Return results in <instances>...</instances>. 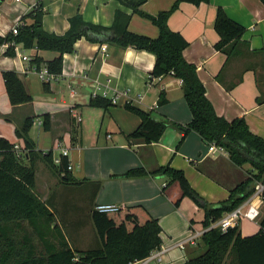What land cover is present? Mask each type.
Segmentation results:
<instances>
[{
    "label": "crops",
    "instance_id": "1",
    "mask_svg": "<svg viewBox=\"0 0 264 264\" xmlns=\"http://www.w3.org/2000/svg\"><path fill=\"white\" fill-rule=\"evenodd\" d=\"M174 2L146 0L141 9L153 16L168 10ZM36 3L37 0H0V36L10 33L14 25L31 24L29 14ZM41 3L43 29L57 35L67 31L69 19L77 13L86 22L109 27L115 11L130 12L118 0H41ZM218 7L245 28L229 55L214 47L219 40L214 28ZM168 25L188 41L183 56L195 64L215 112L228 121L243 117L250 131L264 138V4L260 0H209L198 5L181 2L170 14ZM128 29L151 38L158 35L152 21L136 13L131 15ZM6 49L7 46L0 45V136L15 144L19 150L16 151L21 153L23 140L15 135V129L27 117H33L29 137L35 149L54 151L57 148L59 154L60 149H66L71 174L77 182L82 181L79 185H70L72 190L62 188L51 197V193L47 197L46 192L42 193L41 199L50 197L65 213L70 211L66 210L70 203L67 196L78 192V197L84 198L83 203H89V214L92 206L98 204L141 205L157 218L162 229V245L146 259L133 264H180L193 257L190 255L200 249V236L195 238V244L186 243L183 249L175 243L205 231L203 209L188 197L175 206L180 188L177 182L166 187L169 178L165 175L120 176L131 168L152 171L169 163L182 170L190 185L211 204L227 199L230 190L247 177L249 164L236 166L226 152L212 155L209 145L198 133L189 132L180 143L183 134L170 123L185 125L191 120L180 79L171 74L150 77L155 56L146 50L81 38L72 53L63 55L62 73L48 83L49 91H46L45 82L38 78L30 60L39 56L45 62L58 52L31 48L25 54L20 53L24 48L18 44L15 55L9 56L5 54ZM22 55L29 56L30 60H23ZM6 70L19 75L26 91L32 95L31 102L10 104L2 78ZM123 92L127 95L122 96ZM161 92L165 102L157 105ZM94 93L101 96L105 93L110 101L115 95L120 96L116 104L97 108L89 105ZM126 102L151 111L156 120L169 122L158 141L148 144L126 138L140 124V118L124 108ZM45 114L50 117L49 130L43 128ZM53 156L59 155L53 152ZM37 163L43 164L41 160ZM93 181L101 183L95 197ZM71 201L77 204L83 200ZM263 218L264 202L259 205L255 228L243 232L238 221L241 234L257 232L258 220ZM66 221L73 226L71 233L77 238L88 231V224L80 216Z\"/></svg>",
    "mask_w": 264,
    "mask_h": 264
},
{
    "label": "trees",
    "instance_id": "2",
    "mask_svg": "<svg viewBox=\"0 0 264 264\" xmlns=\"http://www.w3.org/2000/svg\"><path fill=\"white\" fill-rule=\"evenodd\" d=\"M129 13L115 11L109 27L86 22L77 13L69 19V27L64 34L48 33L42 26L43 6L41 0L30 12L31 24L18 27L16 33L0 36V44L8 43L6 55H15V45L24 49L36 48L58 52L48 61L34 56L30 63L39 69L45 65L54 75L62 73L63 55L75 50V43L81 38L100 44L107 43L120 48L134 47L146 50L155 56V63L150 77L157 78L171 74L180 79L184 99L191 112V120L185 125L173 124L182 136L194 131L207 144L222 147L236 166L250 165L247 177L230 190L227 199L217 203H208L189 183L184 172L169 163L152 171L143 167L131 168L122 173L123 177H139L148 174L165 175L169 178L166 187L177 182L180 196L175 201L179 206L182 198H190L204 211L202 226L205 231L200 235V242L205 250L190 257L180 264H264V218L258 220L259 230L243 236L238 225L223 230L210 227L242 204L253 192L258 181H264V138L252 133L243 117L230 121L219 116L206 96L204 84L199 79L196 66L183 56L188 41L177 31L170 29L168 18L181 2L200 4L209 0H175L168 10L159 11L150 16L141 9L146 0H118ZM264 4V0H260ZM149 18L158 28L155 38L134 33L128 29L132 14ZM214 28L219 40L214 47L227 55L239 42L245 28L227 16L218 7ZM2 78L8 100L11 105L32 101L15 71L2 72ZM44 89L49 91L48 83ZM165 102L161 92L157 105ZM89 105L108 108L113 103L101 95L92 96ZM124 108L140 118V124L126 135L129 141L142 140L144 143L158 141L168 125L166 120H156L151 111L124 103ZM43 117L44 130L50 129V117ZM33 117H27L15 135L23 140V150L18 153L15 144L0 136V264H133L146 259L162 245L161 226L157 218L151 216L141 205L118 206L113 211H98L92 206L91 217L99 246L90 249H76L64 232V220L57 218L53 202L49 197L42 200L35 191L36 162L41 160L59 180L68 185H79L82 181L72 176L67 155L59 154L60 162H54L53 151H38L29 137ZM93 197L96 196L100 181H93ZM165 189V187H163ZM62 224V225H61Z\"/></svg>",
    "mask_w": 264,
    "mask_h": 264
},
{
    "label": "rangeland",
    "instance_id": "3",
    "mask_svg": "<svg viewBox=\"0 0 264 264\" xmlns=\"http://www.w3.org/2000/svg\"><path fill=\"white\" fill-rule=\"evenodd\" d=\"M28 52H29L28 49L20 50V53L26 54ZM53 152L55 155H57V154L59 155V153H58L59 150L57 148L54 149ZM70 187H71L70 185L62 183V181L59 180V178L56 175L52 174V172L48 169V167H46L44 165V163L43 164L37 163V165H36L35 191L41 198H42V193L44 194L46 192V197H47V195H49V193H51V195H50V197H51V196H54V194L57 193L62 188L72 190ZM78 196H80L79 192H78V194L75 193V195L70 194L69 196H67L68 200H70V203L68 204L67 209H66V210L69 209L70 211H68L67 213H65L66 211H64V212L61 211L60 205H54L53 204V208H54L56 214L58 215L57 218L62 217V219L64 220V223H62L64 226L63 230H64V232L66 231L65 233H66L69 241L71 242V244L76 249L83 250V249L95 248V247L99 246L100 242H99V238H98L97 233H96V229H95L94 224H93L91 213L89 214L87 212V211H89L88 209H89L90 205H89V203H83L84 198H80ZM77 198L79 199V201L81 199L83 201H80L77 204H76V202L72 203L71 200L76 201ZM79 216H80V220L82 222L84 221L85 223L88 224V226L86 225L88 231L84 232V234L82 236H79L77 238V237H75L74 233L73 234L71 233V232H74V230L72 228L73 226L70 225L66 220H69L71 217L74 219V218L79 217ZM256 223H257V221L251 222V221H249L243 217H241L239 220V225H240V228L243 230V232L250 231L251 229L255 228ZM200 249H199V251H197L195 253V255L192 254L190 256H196L198 254H201L205 250V247L203 246V244L201 242H200Z\"/></svg>",
    "mask_w": 264,
    "mask_h": 264
},
{
    "label": "built area",
    "instance_id": "4",
    "mask_svg": "<svg viewBox=\"0 0 264 264\" xmlns=\"http://www.w3.org/2000/svg\"><path fill=\"white\" fill-rule=\"evenodd\" d=\"M16 2H19L21 0H15ZM18 25H14V27L12 28L11 32L12 33H16L17 29H18ZM0 45H5L8 46V43H3ZM102 50L105 51V46H102ZM15 52H16V45H15ZM20 55V54H19ZM23 60H30L29 56L26 55H22L21 56ZM34 70L36 75L38 76V78L41 81H44L46 83L51 82L52 80L55 79L56 75L51 74L48 72L47 68L45 65H41V67L39 69H36L35 66ZM97 94L94 93L93 96H96ZM122 96H126V92L121 93ZM104 97H106V94H103ZM120 94L115 95L114 97L111 98V102L113 104H116L118 101ZM78 120H80V118L78 117ZM58 148H60V145H57ZM15 149L17 150L18 147L15 146ZM19 151V150H17ZM61 154L62 155H67V151L66 149H60ZM208 151L214 155L217 153H223L226 152L222 147L216 146L214 144H209L208 147ZM54 162L57 164L60 162V158L57 156L54 158ZM70 168V167H69ZM264 202V181H258L255 186H254V190L252 192V194L242 203L240 204L238 207H236L235 209L226 212L220 219H218L217 221H214L211 223L210 227H220L221 229L225 230L228 227H232L234 225L238 224V221L240 220L241 217L251 220V221H257L258 217H259V205L261 203ZM95 208L98 211H113L117 209V206L113 205V204H98L95 206ZM202 234V233H201ZM201 234L199 233H195L194 235H192L191 237H189L188 239L184 240V241H179L177 243H175V246H178L180 248H184L186 243H190V244H195V238H197L198 236H200Z\"/></svg>",
    "mask_w": 264,
    "mask_h": 264
}]
</instances>
